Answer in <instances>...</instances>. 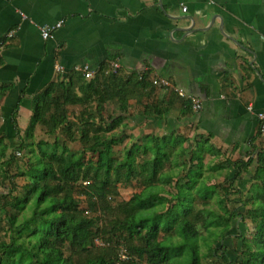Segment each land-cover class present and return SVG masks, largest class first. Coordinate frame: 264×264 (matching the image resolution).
<instances>
[{"label": "trees", "instance_id": "trees-1", "mask_svg": "<svg viewBox=\"0 0 264 264\" xmlns=\"http://www.w3.org/2000/svg\"><path fill=\"white\" fill-rule=\"evenodd\" d=\"M109 65L89 80L58 77L32 99L18 144L0 141V264H264V151L205 170L203 143L191 150L179 136L147 135L117 157L130 138L129 101L151 84ZM38 129L48 139L36 140ZM246 177L244 190L236 182ZM121 186L133 187L128 200H119ZM232 229L241 243L235 258L222 244Z\"/></svg>", "mask_w": 264, "mask_h": 264}, {"label": "crops", "instance_id": "crops-1", "mask_svg": "<svg viewBox=\"0 0 264 264\" xmlns=\"http://www.w3.org/2000/svg\"><path fill=\"white\" fill-rule=\"evenodd\" d=\"M57 23L43 40L39 29ZM11 30L0 51V141L9 150L23 138L32 99L50 83L117 60L121 73L151 84L129 101L123 148L147 135L179 136L191 150L203 143L205 170L264 151L255 118L264 109V0H0V41ZM154 78L184 96L152 85ZM106 108L113 113L112 103Z\"/></svg>", "mask_w": 264, "mask_h": 264}, {"label": "built area", "instance_id": "built-area-1", "mask_svg": "<svg viewBox=\"0 0 264 264\" xmlns=\"http://www.w3.org/2000/svg\"><path fill=\"white\" fill-rule=\"evenodd\" d=\"M183 10H185V9L183 8ZM60 24L61 23H57L56 25L51 26V27H41L39 29L41 38L43 40H47V39L51 38L53 31L56 28H58L60 26ZM13 36H14V31H12V30L8 31V33L5 35V37L0 41V51L7 44V41L9 39H11ZM55 70L57 72H60L62 70V68L60 66L56 65ZM109 71L113 74H116V73H118V71H120V65H119L117 60L112 61L110 63ZM79 72L84 75L85 79L89 80L93 77V72L90 70V68L87 65L80 67ZM141 76H142V74L140 73L139 77H141ZM151 83H152V85L157 86V87L162 88V89H172L178 96H181V97L184 96V92L181 89L171 87V85L169 84V82L166 79L154 78L151 80ZM190 102H191L192 109L194 111H200L201 103H200L199 99L192 98L190 100ZM248 110H251V107H248ZM255 118H256L257 126H258V133L263 136L264 135V109L259 111V112H256ZM118 258L120 261H126L129 259V256H128L124 247L120 248Z\"/></svg>", "mask_w": 264, "mask_h": 264}, {"label": "rangeland", "instance_id": "rangeland-1", "mask_svg": "<svg viewBox=\"0 0 264 264\" xmlns=\"http://www.w3.org/2000/svg\"><path fill=\"white\" fill-rule=\"evenodd\" d=\"M36 136H37L36 137V140H38V139H48V137H46V136L43 135V133H42V131L40 129L37 130ZM59 140H60V142H62L63 141V137H60ZM126 142L127 141H125L123 144H126ZM68 147H69V149L72 152H76L77 150H80L81 149V145L78 142L77 143L68 144ZM122 148H123V145H121V146L118 145L115 148L116 156L117 157H121V155H122ZM19 184H21V183H19ZM245 186H244V183L241 184V188L244 189V190H245V188H244ZM133 193H134L133 187H130V186H121L119 188V197L118 198H119V200H128ZM233 224H234V227H236L238 225L239 228H240V230L241 231L243 230L242 229V226L243 225L240 226V222H235L234 221ZM245 224H246L245 228L248 227V226L249 227L252 226L250 224V221L249 220H246L245 221ZM231 232H232L233 235H229L230 233L228 235H226V238H225V240L223 241L222 244L224 246H226V248H227V254L230 257L235 258L236 252H238L241 249V243L239 241H237L236 238H235V236L237 235V231H235L233 229V231H231ZM244 232H246V231L244 230ZM3 234L4 233H0V238H3ZM202 234L204 236H207V234H205V232H202ZM205 238H207V237H205ZM96 244L97 245H102L99 241L96 242ZM202 252L205 253L206 252L205 249H203ZM183 260H184V262L187 263V259L184 258ZM213 262H212V259H209V258L202 260V264H213Z\"/></svg>", "mask_w": 264, "mask_h": 264}]
</instances>
